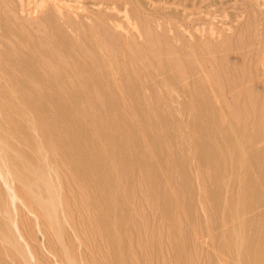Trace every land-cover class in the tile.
Here are the masks:
<instances>
[{"label": "rangeland", "instance_id": "obj_1", "mask_svg": "<svg viewBox=\"0 0 264 264\" xmlns=\"http://www.w3.org/2000/svg\"><path fill=\"white\" fill-rule=\"evenodd\" d=\"M52 1L0 0V264H264V0Z\"/></svg>", "mask_w": 264, "mask_h": 264}, {"label": "bare ground", "instance_id": "obj_2", "mask_svg": "<svg viewBox=\"0 0 264 264\" xmlns=\"http://www.w3.org/2000/svg\"><path fill=\"white\" fill-rule=\"evenodd\" d=\"M3 0H1V2H2ZM10 1H12V0H9V2ZM16 1H18L19 2V5H20V8H21V10H20V12H21V14H22V16L24 17L25 15H23V14H25L26 12L29 14V15H27V16H31L32 18H34L35 19V16H36V18H38V16L36 15V14H38V3L39 2H41V0L39 1V0H16ZM39 1V2H38ZM46 1L47 0H42V4H41V6H44V3L43 2H45V4H46ZM49 1H51V0H48V2ZM62 1V3L65 1L66 2V0H61ZM60 1V2H61ZM6 2V1H5ZM5 2H2L3 4H5L6 5V7L8 6L9 7V9H11V10H9V11H12V10H14V8L15 9H17L15 6H13L14 8H10V6L12 7V4L11 5H8V3H5ZM54 2H57V0H53L51 3H49V4H52V5H56V6H54V8L55 7H58L57 6V4L58 3H60L59 1H58V3L56 4V3H54ZM11 3H13V2H11ZM15 3V2H14ZM54 3V4H53ZM48 4V3H47ZM64 4L65 3H63L62 5H63V7L62 8H64ZM1 5V4H0ZM40 5V4H39ZM67 4H65V6H66ZM104 5V4H103ZM18 6V5H17ZM105 6H107V5H105ZM115 6V5H114ZM0 7H3L2 5L0 6ZM59 7H61V5L59 6ZM117 7V6H116ZM4 8V7H3ZM61 8V9H62ZM5 9V8H4ZM3 9V10H4ZM56 10H57V8H55ZM60 8L58 9V10H60V11H62ZM115 9V8H114ZM3 10H1L0 12H4ZM57 10V11H58ZM101 10V9H100ZM7 11H8V9H6V12H5V14H3V15H5V17L6 16H8V15H6V13H7ZM14 11H16V10H14ZM60 11H58V13L60 14L61 12ZM23 12H25V13H23ZM12 13V12H11ZM15 13H17V14H19L20 15V13L18 12V10L15 12ZM15 13H13V18H15V16H16V18L15 19H18L17 17L19 16V15H14ZM26 13V14H27ZM62 13H64L63 11H62ZM61 13V14H62ZM112 14V13H111ZM113 14H116V13H113ZM9 15H11V14H9ZM2 16V15H1ZM12 16V15H11ZM21 16V17H22ZM31 17H25L26 18V20L27 19H29L30 20V18ZM115 17V16H114ZM1 18V17H0ZM11 18V17H10ZM10 18H8V19H10ZM20 18V17H19ZM26 20H22V22L23 21H26ZM5 21V20H4ZM7 21V20H6ZM17 21H20V19H18ZM31 21H32V19H31ZM36 21V20H35ZM9 22H11L10 24H12V21L11 20H9ZM16 22V21H15ZM15 22H13V23H15ZM27 22V21H26ZM19 24V23H18ZM26 24V23H25ZM24 24V22H23V24H22V26H23V28L24 27H26V26H24L25 25ZM30 24V23H29ZM37 24V23H36ZM32 25H33V22H32ZM14 27H17V26H14ZM21 27V26H20ZM2 28V27H1ZM11 28V27H10ZM18 28H19V26H18ZM23 28H20L21 30L23 29ZM27 28H32V26H29V27H27ZM37 28H38V26H37ZM14 29V28H13ZM13 29H10L11 31L13 30ZM18 30V29H17ZM21 30H19V31H21ZM24 30V29H23ZM35 30V29H34ZM0 31H1V29H0ZM3 31V30H2ZM10 31V32H11ZM16 31V30H15ZM26 31H28V29L26 30H24V32L26 33ZM29 31H32V30H29ZM9 32V31H8ZM9 32V33H10ZM13 32V31H12ZM17 32V31H16ZM33 32H35V31H33ZM21 33H22V31H21ZM28 33V35L30 34L31 35V32H27ZM12 36H13V34H11ZM15 36H13V37H16V36H18L16 33L14 34ZM23 35V34H22ZM21 34H20V36H18L17 38L19 39H17L18 41H22V39L21 38H23V36H25V34L22 36ZM36 35V34H35ZM22 36V37H21ZM21 37V38H20ZM1 38H3L2 36H1ZM11 38V37H10ZM37 38V37H36ZM35 38V39H36ZM9 38H7V40L6 39H3V40H5V41H7V42H9V40H8ZM16 39V38H15ZM24 39V41L26 42V40H27V42L24 44V45H26L27 43H29V42H31V41H29V39H30V37L29 38H23ZM2 40V41H3ZM11 40V39H10ZM4 41V42H5ZM11 42H13V41H11ZM22 43V42H21ZM20 43V44H21ZM3 44V43H2ZM1 45V44H0ZM9 45H11V44H9ZM8 45V46H9ZM13 45V44H12ZM15 45V44H14ZM13 45V46H14ZM17 45V44H16ZM16 45H15V47H16ZM5 46V45H4ZM32 46V45H31ZM1 48L3 47V45H1L0 46ZM10 47V46H9ZM18 47V46H17ZM16 47V48H17ZM22 47H24V46H22ZM4 48V47H3ZM6 48V47H5ZM4 48V49H5ZM21 48V47H20ZM24 49H26L27 50V48H25L24 47ZM29 49V48H28ZM20 50V49H19ZM15 51V50H14ZM29 51H31V50H29ZM34 51V50H33ZM32 51V52H33ZM28 52V51H27ZM2 53V52H1ZM2 56V55H1ZM24 56V55H23ZM3 58V57H2ZM1 59V58H0ZM1 164H3V163H1ZM5 166V165H4ZM2 167V166H1ZM3 168V170L5 169V168H7V167H2ZM7 170V169H6ZM1 171V170H0ZM5 171V170H4ZM9 171H7V174H9L8 173ZM6 173V172H5ZM9 177V176H8ZM19 177H17V179H18ZM2 179V178H1ZM4 183H5V185L7 186V190L9 189V192L7 193V195H10L11 196V198L13 199V202L14 201H16V200H19L20 198H19V195H18V193L16 192V190H15V188H14V186H13V184L10 182V181H7V180H5L4 179ZM9 196V197H10ZM1 200V199H0ZM6 200V199H5ZM2 202H3V200H1ZM4 204V203H3ZM3 207V206H2ZM2 207H0V208H2ZM243 232V231H242ZM233 235H235V234H233ZM237 235H241V232H240V234H237ZM245 235V234H244ZM249 235V234H248ZM22 236V235H21ZM231 238V237H230ZM244 238H246V237H244ZM211 239V238H210ZM248 239V238H247ZM250 240V239H249ZM211 242V241H210ZM247 243H249L248 241H246ZM245 241H244V239H243V235H241L240 237H238V240H236V243H235V248H234V252H233V257H234V261H233V263L234 264H245L244 262V260L246 259L245 257H244V255H245V252H247L248 254H250V251L247 249V248H244L243 247V245L246 243ZM253 242V241H252ZM202 244V246L204 245V242L203 243H201ZM256 244V243H255ZM254 244V245H255ZM247 245V244H246ZM245 245V246H246ZM258 245V244H257ZM201 246V248L202 249H204L203 247ZM205 246V245H204ZM248 246V245H247ZM251 246V245H250ZM207 247H211V246H207ZM206 247V248H207ZM217 247V246H216ZM249 247V246H248ZM262 247V246H261ZM251 248V247H250ZM252 249H253V247H252ZM254 249H256V248H254ZM252 250V251H255V250ZM216 250V249H215ZM257 250V249H256ZM262 250V249H261ZM204 251H206V250H204ZM203 251V252H204ZM232 251V250H231ZM264 251V250H263ZM257 252V251H256ZM255 252V253H256ZM223 253V252H222ZM251 253H254V252H251ZM257 253H261V251H259V252H257ZM263 253V252H262ZM203 254H205L206 255V253H203ZM218 254V253H217ZM257 255V254H256ZM263 255V254H262ZM260 256V257H262V259H263V256ZM210 257H211V255H209ZM209 256H207V257H209ZM214 256H216V255H214ZM251 256H252V254H251ZM209 257V258H210ZM217 257V256H216ZM226 256H224V257H222V258H225ZM245 259H244V258ZM259 257V259H261ZM214 258V257H213ZM218 258V257H217ZM228 258H231V257H228ZM255 258V257H254ZM216 259V258H215ZM217 261V260H216ZM224 261H227V259L226 260H224ZM222 259H221V262H222V264H225L226 262H224ZM230 261V260H229ZM253 261V260H252ZM232 262V261H231ZM219 263H220V261H219ZM216 264V263H215ZM227 264H229V263H227ZM231 264V263H230ZM251 264V263H250ZM254 264H260V261L259 260H256V261H254ZM262 264V263H261Z\"/></svg>", "mask_w": 264, "mask_h": 264}]
</instances>
